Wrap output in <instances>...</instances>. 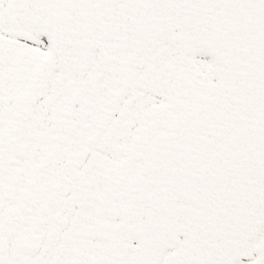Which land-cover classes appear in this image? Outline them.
Returning <instances> with one entry per match:
<instances>
[{
    "label": "snow or ice",
    "instance_id": "snow-or-ice-1",
    "mask_svg": "<svg viewBox=\"0 0 264 264\" xmlns=\"http://www.w3.org/2000/svg\"><path fill=\"white\" fill-rule=\"evenodd\" d=\"M0 264H264V0H0Z\"/></svg>",
    "mask_w": 264,
    "mask_h": 264
}]
</instances>
